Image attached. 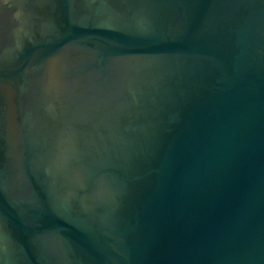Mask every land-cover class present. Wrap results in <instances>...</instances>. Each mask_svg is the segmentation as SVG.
I'll list each match as a JSON object with an SVG mask.
<instances>
[{"label":"water","instance_id":"obj_1","mask_svg":"<svg viewBox=\"0 0 264 264\" xmlns=\"http://www.w3.org/2000/svg\"><path fill=\"white\" fill-rule=\"evenodd\" d=\"M0 264H264V0H0Z\"/></svg>","mask_w":264,"mask_h":264}]
</instances>
